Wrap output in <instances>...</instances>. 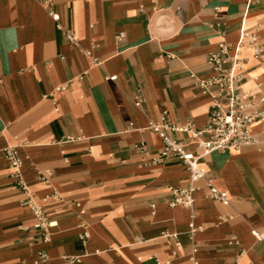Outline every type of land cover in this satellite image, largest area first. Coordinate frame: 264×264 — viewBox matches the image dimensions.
<instances>
[{
    "label": "crops",
    "instance_id": "crops-1",
    "mask_svg": "<svg viewBox=\"0 0 264 264\" xmlns=\"http://www.w3.org/2000/svg\"><path fill=\"white\" fill-rule=\"evenodd\" d=\"M53 3L78 46L39 2L0 0V264L74 258L70 264H190L193 249L198 264H264V242L252 235L264 234V121L252 127L258 145L201 159L231 202L207 199L200 183L192 212L202 230L192 237L190 211L168 205L170 189L188 186V172L175 158L152 162L162 141L147 130L163 112L173 125L205 127L211 100L195 78L210 75L206 59L220 32L233 47L242 31L256 29L264 46V0ZM82 49L102 64L92 66ZM241 56L242 91L253 92L260 83L264 95V58L248 50ZM64 84V91L54 92ZM135 96L140 108L132 104ZM169 136L189 144L186 134ZM15 144L28 191L55 223L47 241L21 205L25 195L3 157V149ZM53 191L59 199L43 203ZM222 215L235 218L220 222ZM81 224L88 227L85 243L78 238Z\"/></svg>",
    "mask_w": 264,
    "mask_h": 264
},
{
    "label": "built area",
    "instance_id": "built-area-1",
    "mask_svg": "<svg viewBox=\"0 0 264 264\" xmlns=\"http://www.w3.org/2000/svg\"><path fill=\"white\" fill-rule=\"evenodd\" d=\"M45 7L47 15L55 23L57 29L63 32L66 39L75 46H78L76 36L67 29H64L60 23V15L54 10L53 0H35ZM258 1V0H251ZM220 42L217 48L208 54L206 63L210 69V75L204 79L195 78L198 87L202 93L208 95L211 100L210 114L207 124L203 129H197L193 123L187 121L183 125H173L166 120L167 113L163 112L158 121H149L147 130L156 134L162 141V148L153 163H161L169 158L179 160L188 172L189 184L186 188L170 189V207L180 206L190 211L189 214V234L192 237L196 232L201 231V227L194 224L195 215L192 208L195 202V193L200 189L199 184L205 187L206 198L211 201L221 203L223 206H229L231 199L226 192L219 190L213 180L204 168L200 166L203 157L213 152L237 151L245 147H253L261 141L264 142V135H261V141L256 139L252 133V127L259 121H264V95L260 93L261 84L256 83L255 91L245 93L242 91L243 80L246 72L243 69L245 59L242 58L244 50H248L256 59L264 58V46L256 29L248 32L242 31L235 46H230L225 40V33L218 34ZM123 35L117 36V41H121ZM92 66L98 67L101 61L91 55L90 50L82 49ZM83 75H79L76 80L81 81ZM114 81L116 77H108ZM67 84L54 89V92L64 91ZM132 104L135 108H140L141 101L134 97ZM170 133H182L189 137V144H181L172 139ZM189 145L196 147L199 152H193L188 149ZM20 144L9 145L3 149V157L11 171V178L15 185L25 195L21 205L27 209L34 217V227L42 233L43 239L48 240L49 229L55 226L50 221L44 211L43 206L38 202L34 195L28 191L23 179L22 167L23 161L19 154ZM140 151H145L146 146L140 144L137 146ZM40 180L47 184L46 177H40ZM59 199V194L53 191L51 195L45 196L41 201L47 202L48 199ZM81 214L84 212L81 211ZM235 218L232 215H222L220 222H228ZM83 231L78 235L79 240L85 243L89 237L88 227L81 224ZM252 235L261 242H264V234L252 232ZM169 238H176V235H166ZM237 243V240H234ZM179 252V247L175 244L174 255ZM196 249L191 251L188 257L190 264H198L196 259ZM47 255L42 253L39 260H46ZM78 259V258H76ZM75 261L71 259L65 264Z\"/></svg>",
    "mask_w": 264,
    "mask_h": 264
}]
</instances>
